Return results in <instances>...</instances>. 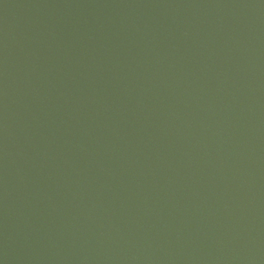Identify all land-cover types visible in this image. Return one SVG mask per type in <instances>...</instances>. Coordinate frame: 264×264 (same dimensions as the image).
<instances>
[{"label": "water", "instance_id": "1", "mask_svg": "<svg viewBox=\"0 0 264 264\" xmlns=\"http://www.w3.org/2000/svg\"><path fill=\"white\" fill-rule=\"evenodd\" d=\"M0 264H264V0H0Z\"/></svg>", "mask_w": 264, "mask_h": 264}]
</instances>
